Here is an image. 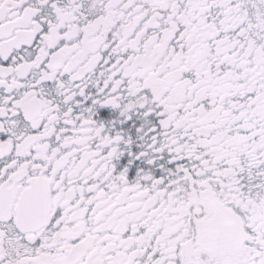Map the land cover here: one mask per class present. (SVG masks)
I'll list each match as a JSON object with an SVG mask.
<instances>
[{
	"label": "snow or ice",
	"instance_id": "snow-or-ice-1",
	"mask_svg": "<svg viewBox=\"0 0 264 264\" xmlns=\"http://www.w3.org/2000/svg\"><path fill=\"white\" fill-rule=\"evenodd\" d=\"M0 264H264V0H0Z\"/></svg>",
	"mask_w": 264,
	"mask_h": 264
}]
</instances>
